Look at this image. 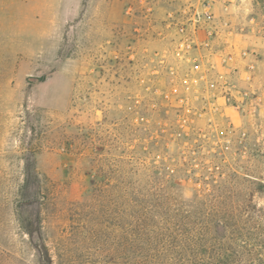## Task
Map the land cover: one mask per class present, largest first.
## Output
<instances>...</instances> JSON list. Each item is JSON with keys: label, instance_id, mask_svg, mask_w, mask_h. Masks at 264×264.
Returning a JSON list of instances; mask_svg holds the SVG:
<instances>
[{"label": "rangeland", "instance_id": "obj_1", "mask_svg": "<svg viewBox=\"0 0 264 264\" xmlns=\"http://www.w3.org/2000/svg\"><path fill=\"white\" fill-rule=\"evenodd\" d=\"M96 174L264 206V0H0V264H127Z\"/></svg>", "mask_w": 264, "mask_h": 264}, {"label": "trees", "instance_id": "obj_2", "mask_svg": "<svg viewBox=\"0 0 264 264\" xmlns=\"http://www.w3.org/2000/svg\"><path fill=\"white\" fill-rule=\"evenodd\" d=\"M99 177L90 179L91 214L117 221L125 239L140 249L125 263L264 264V206L253 203L251 194L236 204L224 202L231 192L203 186L190 200L169 206L153 203L152 193L102 184ZM253 191L264 199V180Z\"/></svg>", "mask_w": 264, "mask_h": 264}, {"label": "built area", "instance_id": "obj_3", "mask_svg": "<svg viewBox=\"0 0 264 264\" xmlns=\"http://www.w3.org/2000/svg\"><path fill=\"white\" fill-rule=\"evenodd\" d=\"M201 15H202V18L204 20H206V19L208 20L211 18V13H210L207 5H204V8L201 11ZM198 17H200V15H198ZM184 30H185V28L183 26L180 27L181 32H184ZM192 42H193L192 38L189 36H186L185 38L182 39L181 44L186 50H188L192 47L191 46ZM187 58L189 59L190 57H187ZM195 60L196 59L194 58L193 61H195Z\"/></svg>", "mask_w": 264, "mask_h": 264}]
</instances>
